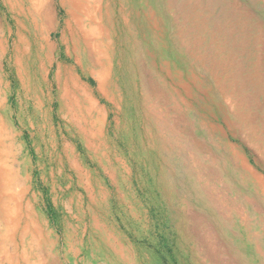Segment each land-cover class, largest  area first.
Instances as JSON below:
<instances>
[{
    "label": "rangeland",
    "instance_id": "rangeland-1",
    "mask_svg": "<svg viewBox=\"0 0 264 264\" xmlns=\"http://www.w3.org/2000/svg\"><path fill=\"white\" fill-rule=\"evenodd\" d=\"M50 2L49 35L40 0H0V151L23 194L0 246L19 264H264V0Z\"/></svg>",
    "mask_w": 264,
    "mask_h": 264
},
{
    "label": "bare ground",
    "instance_id": "bare-ground-1",
    "mask_svg": "<svg viewBox=\"0 0 264 264\" xmlns=\"http://www.w3.org/2000/svg\"><path fill=\"white\" fill-rule=\"evenodd\" d=\"M40 1H41V3L35 4L34 7H35L38 15L43 20V25H48L49 28H47L46 30L48 31V34L50 35L52 33V31L57 29V27L53 26L52 25L53 23L51 22L52 21V18H51L52 3L50 2V0H40ZM90 12H87V10H86L87 15H85L84 17H77V16H76L77 18L75 17L76 18L75 22H76L77 28L79 30V33L85 39H88L87 33L85 34V31H87L86 30L87 29L86 24L95 23V19H97V18L94 19L93 15H92L93 13L91 14ZM93 28L95 29V27H93ZM4 42H5L4 40H1V49L3 51V54L5 53V50H6V46H4L5 45ZM43 49L45 50V53H47V57H50L51 52H53L56 49V47L54 44L47 42L46 48L44 45ZM76 61H77V63H79V59H77ZM65 70L68 71V68H65ZM101 80H104V79H101ZM0 145H2L1 142H0ZM0 150H2V149H0ZM7 153L8 152L6 150H4L3 152L0 151V201H1L0 206L3 209L2 212H0V214L2 213V216H1L2 219L0 220V222H1L0 225H4L3 229H6L5 232H2L3 230H2V227L0 226V236L2 237V240L5 241L4 245L8 244V238L11 237L10 236L11 231L12 230L14 231V226L19 225L20 222L22 221V216L19 213L20 207L18 206V202H19L18 198L19 197L21 199L23 198L22 193H20V196L18 197L17 193L15 192V188L13 185L14 181H15V177L13 176V173L15 170L12 169V167L9 164L10 160L8 159ZM26 231H28V227L25 225L24 233ZM26 253H27L26 249H23V254H24L23 255V261L25 262V264H29V256H27ZM14 257H15V259H13V254L8 253V249L6 246H0V261L2 259L6 258L9 262V264H19L18 261L15 263L16 256L14 255Z\"/></svg>",
    "mask_w": 264,
    "mask_h": 264
}]
</instances>
